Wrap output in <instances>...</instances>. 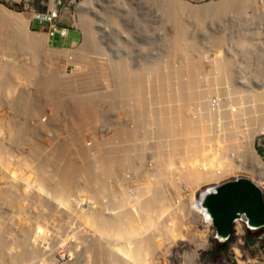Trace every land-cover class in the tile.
<instances>
[{"label":"rangeland","instance_id":"obj_1","mask_svg":"<svg viewBox=\"0 0 264 264\" xmlns=\"http://www.w3.org/2000/svg\"><path fill=\"white\" fill-rule=\"evenodd\" d=\"M173 1L159 8L146 0H69L56 21L67 32L51 35L25 7L30 0H0L29 21L13 28L0 14V264H108L100 248L116 250L111 244L122 238L89 218L141 217L137 199L166 174L170 156L173 138L162 122L177 110L199 129L195 166L203 161L219 176L191 187L176 178L193 143L184 138L171 155L176 186L172 180L168 200L128 240L146 238L145 264H264L263 233L247 243L240 219L222 241L189 211L209 185L264 180L241 156L255 133L264 161V0L222 10L215 7L228 0ZM228 163L237 167L221 176ZM200 236L208 248L197 249Z\"/></svg>","mask_w":264,"mask_h":264},{"label":"bare ground","instance_id":"obj_2","mask_svg":"<svg viewBox=\"0 0 264 264\" xmlns=\"http://www.w3.org/2000/svg\"><path fill=\"white\" fill-rule=\"evenodd\" d=\"M88 1H90V0H85V3L88 2ZM146 1L151 2L152 5L157 6L159 8H161V7L171 8L172 6H174L175 4H177V2L176 1H173V0H167L165 2L159 1V0H146ZM252 3H253L252 0H228V1H223L222 3H220L219 6L215 7V9L222 10V9H228L227 7L233 8L237 4H240V5H243L244 4L246 6L247 5L249 6ZM205 8H207V7H204V9ZM212 9H213V6H209L208 5V9H206L207 10L206 13L208 11H211ZM0 14H2L4 17H6V21H8V22H15L16 23V24L4 23V24H7L8 26L11 25V27H13V28L16 25L23 26V25H27L29 23V21L28 22L26 21L27 22V24H26L25 20L18 18L17 15L14 14V13H12L11 11L5 10L1 5H0ZM34 17H35V14H34ZM60 56H61V54H60ZM15 69H14V72H15ZM27 69H25V71L22 70V69H20V71L22 70V71L25 72V73L23 72L24 74H22V75H25L26 74ZM17 72L19 73V71L16 70V73ZM32 72H31V69H30L27 73H28V75H31ZM71 75H73V74H71ZM19 76H20V74H19ZM191 98H194V97L191 95L190 96V99ZM263 101H264V98H263ZM259 109H260V114H259L260 116H258V118L260 117V119H261V121H260L261 122V125H260L261 128H259V129L261 131H264V103H262V105L260 104ZM172 114H175L173 118L168 119V120L162 122V124L164 125V127L165 126L167 127L168 132H169V135L172 136V138H173L172 139L173 142H172V146H171V151L169 153L170 156L167 158L166 165H165L166 168L164 169V171L166 172V174L163 177H161V180L153 181L151 184H147L146 186H144L145 188L142 189V190H144V193H146V195L144 197L142 196L143 197L142 199H139V197H138L137 202H136L137 203V206H139L142 209L139 212L140 215H141V217L137 218V216L134 215L130 211L126 215H121V216H118V217H115V218H110V219L103 218L102 214H100V213L99 214H96L95 216H92V217L90 216V218H89V222H91V223H94L95 222L96 224H99L100 226L97 225L98 228L101 227L102 230H103V232H106V234L107 233L108 234H112V235L114 234V235H118V236H120L122 238V242L123 243H121V242L120 243L119 242L118 243H112L111 242L112 243L111 245H113L114 247L116 246L115 247L116 250H112L111 249L112 250L111 251L110 249H108L109 246H104L103 248H100V251H99L100 252V256L102 258L104 257L103 258L104 261L106 260V262L108 264H145V262H143V261H145V260H143V257L145 258V256H143V255L146 254L145 253L146 252V247H147L146 246V242L147 241L145 240L146 238L145 237H144L145 239H140L139 238V240H134V241H130L128 239H130L129 236L131 235V233H133L136 230H139L141 228V225H143V226L146 225V221L149 220V215L151 213L150 210H152L153 208H154L153 211L158 210V209H161L162 208V205L161 204L165 203V201L168 200L169 194H168V192H166V190L168 188L170 189V187H168V185L171 184V182L173 180V177H172L173 175L171 177H170V175H171V172L174 170L173 169L171 171L170 170V168H171L170 166L174 163V160H176V159H173L174 157L172 158V156H173L174 153H176V152L179 153L181 151L180 149L182 147L184 138L190 137L191 139L189 141L192 140L193 143L190 144L187 147V149H190L189 152H188V154L185 155V157L183 155L184 161L183 162L181 161V164H179L181 166H178V168H177L178 169L177 170L178 176L176 175L177 176L176 178L179 179V180L185 181V183L191 184L190 185V187H191L192 185L194 186V185L200 184L203 181L205 182L207 180H212L213 178L219 176L218 175V173L220 172V171H218V170H220V169H218L219 167L217 168L218 170H215L214 167L212 165H210V164L205 166L203 164V161H202V163L197 162V164H199V165L195 166L196 162L193 161V158L196 159L197 158L196 156H199L198 155L199 152L203 150L202 149V146L198 145V142L199 141L198 140L196 141L195 138H194V135H193L194 133L197 135V133L199 132V129H197L196 127L195 128H192V127L188 126V124H187V122L185 120L184 121L186 122V124H184L183 121H182L183 113L180 110H177V111L173 112ZM178 121H180V122H182L184 124L183 125V129L181 130V132L179 134L177 133L179 131V129H176L175 128V126L176 127H177V125L179 126V124H177ZM248 133H249V131H248ZM192 135H193V138H192ZM254 135H255V133H249L246 136V140H244V148H243V152H242L243 154L241 153V156L244 157L245 163L247 162L246 163V166H244V168L253 171L254 173L257 174V176L260 179H263L264 178V161L259 157V155L256 152L255 145H254V141H253ZM201 143H202V141H201ZM231 149H233V148H231ZM178 150H180V151H178ZM121 158L123 159V157H121ZM121 158L119 160H121ZM110 160H112V159H110ZM197 160H201V159L199 158ZM240 161H243V160H240ZM194 162H195V164H194ZM245 163L243 162V164H245ZM243 164L242 163H238V167L243 168V166H242ZM174 165H177V164H174ZM99 166H100V169L101 170H104V172L107 171V170H109V167H111V165H109V164L104 165L103 162H101V165H99ZM236 167H237V165H232L230 163H228L227 165L224 164L223 165V169H222V170H224V173H222V174L220 173V175L223 176V174H225L226 172H229L228 170L234 169ZM221 168H222V165H221ZM79 171H78V173H79ZM221 172H223V171H221ZM174 181H176V180H173V183L172 184H173V186L174 185L176 186L177 183L175 184ZM256 181H257V184L258 185L264 183V182H262L263 180L261 181L262 183H260L257 179H256ZM188 184H186V185H188ZM214 185H209V186L205 187L199 193L198 199L195 201V203L190 202V204H189V209H190L189 211H192L191 208H195L197 211H199L203 215V217L205 219V222H207L209 224H210L211 220L208 218V215H207V213L205 211V208L200 204V201L202 199L203 194L206 191H209V190L213 189L214 188ZM180 187H178V188H180ZM98 189L99 190H104L105 188L100 185L98 187ZM140 190H141V188H140ZM176 192H178V191H176ZM120 198L123 199L122 197H120ZM118 202L119 201L117 200L116 203H118ZM122 203H123V201L120 200V202L118 204H122ZM193 213H194V215L197 214V212H195V211ZM193 219L196 220L197 222H200V220H201L200 217L196 218V216ZM138 220H139V222L141 221L143 223H139L138 224V222H137ZM242 220H245V219L242 218ZM145 236H147V235H145ZM198 238H199V240L197 241L198 242V248L197 249H201V248L203 249L205 247L208 248V243L206 242L207 239L205 240L206 236H200ZM195 239H196V237H195ZM129 243L131 245H128ZM108 245H110V242L109 241H108ZM111 248H112V246H111ZM196 250H194L193 256H191V258L195 256L194 254L196 253L195 252ZM187 255H189V254H187ZM188 262H189V260L187 261V263ZM188 264H190V263H188Z\"/></svg>","mask_w":264,"mask_h":264},{"label":"water","instance_id":"obj_3","mask_svg":"<svg viewBox=\"0 0 264 264\" xmlns=\"http://www.w3.org/2000/svg\"><path fill=\"white\" fill-rule=\"evenodd\" d=\"M200 204L211 220L215 238L227 240L234 223L244 218L245 226L257 229L264 226V196L252 179L237 176L215 184L206 191Z\"/></svg>","mask_w":264,"mask_h":264},{"label":"built area","instance_id":"obj_4","mask_svg":"<svg viewBox=\"0 0 264 264\" xmlns=\"http://www.w3.org/2000/svg\"><path fill=\"white\" fill-rule=\"evenodd\" d=\"M63 4H65L64 0H48L45 10L35 11L34 13L35 14L34 18L38 19L39 21H45L49 24L48 26L49 33L51 35L56 34V33H58L59 35H65V33L67 32L66 28L56 25L57 17L60 13V10L63 7ZM262 182H264V180ZM259 186L262 189V192H264V183L260 184ZM263 196H264V193H263ZM260 237L261 236H259V238Z\"/></svg>","mask_w":264,"mask_h":264},{"label":"trees","instance_id":"obj_5","mask_svg":"<svg viewBox=\"0 0 264 264\" xmlns=\"http://www.w3.org/2000/svg\"><path fill=\"white\" fill-rule=\"evenodd\" d=\"M245 231H246L245 235H244L245 241L247 243H252L253 241H255L257 239V237L260 236L261 233L264 234V226L257 228V229H246ZM222 247H223V244L216 245V249H215L214 253L221 250Z\"/></svg>","mask_w":264,"mask_h":264},{"label":"crops","instance_id":"obj_6","mask_svg":"<svg viewBox=\"0 0 264 264\" xmlns=\"http://www.w3.org/2000/svg\"><path fill=\"white\" fill-rule=\"evenodd\" d=\"M68 1L69 0H64V2H68ZM47 2L48 0H30V2L27 3L25 7L33 11H41V10H45Z\"/></svg>","mask_w":264,"mask_h":264},{"label":"clouds","instance_id":"obj_7","mask_svg":"<svg viewBox=\"0 0 264 264\" xmlns=\"http://www.w3.org/2000/svg\"><path fill=\"white\" fill-rule=\"evenodd\" d=\"M249 229V228H248ZM214 236H215V234H214Z\"/></svg>","mask_w":264,"mask_h":264}]
</instances>
